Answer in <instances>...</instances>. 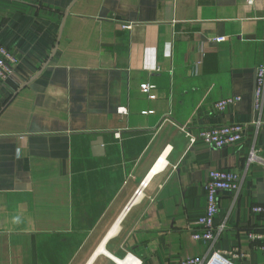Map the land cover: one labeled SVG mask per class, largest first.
I'll return each instance as SVG.
<instances>
[{
    "label": "crops",
    "instance_id": "0c3cea01",
    "mask_svg": "<svg viewBox=\"0 0 264 264\" xmlns=\"http://www.w3.org/2000/svg\"><path fill=\"white\" fill-rule=\"evenodd\" d=\"M0 46L17 61L0 80V264H180L213 251L264 264L248 238L264 232L251 212L264 206V97L253 109L264 0H0ZM224 124L244 126L242 139L198 138ZM253 147L261 161L247 166ZM212 170L236 172L241 189L219 194L210 248L192 233Z\"/></svg>",
    "mask_w": 264,
    "mask_h": 264
},
{
    "label": "built area",
    "instance_id": "2783aa9c",
    "mask_svg": "<svg viewBox=\"0 0 264 264\" xmlns=\"http://www.w3.org/2000/svg\"><path fill=\"white\" fill-rule=\"evenodd\" d=\"M224 38H215L217 43L223 42ZM16 58L10 53L8 49L0 46V80H6L13 74V69L16 66ZM141 90L145 93L148 92L149 86H141ZM264 97V65H260L256 68L255 73V86L253 92V109L257 113H261ZM239 101V98H226L219 100L214 104L216 111L222 112L227 106L233 105ZM119 114H125L126 110L123 108L118 111ZM244 126L240 124H224L220 126H214L211 128L203 129L199 132L198 138L206 145L220 149L224 146L234 144L240 141L244 134ZM184 135L188 138L190 145L194 144L196 138L192 136L186 127L181 128ZM261 161L257 156L255 148H251L246 158V165ZM164 160L157 159L152 174L158 172L161 169V164ZM155 164V165H156ZM160 167H159V166ZM166 164L163 163V167ZM146 180H143L137 190L134 193L133 198L129 202L131 204L134 198L136 201L141 197L142 191L146 186ZM241 189L240 176L232 170H212L208 173L207 180L204 184V190L206 194V208L204 214L198 219L195 228L192 233V238L197 241H202L212 245L216 241L219 233L222 231L223 226L216 227L214 225L215 218L218 214V196L221 192H229L237 199ZM128 204V206H129ZM128 206L124 209V212L128 210ZM251 212L257 215H264V206H253ZM248 238L251 242L262 243L259 248L264 250V232L249 231ZM238 251V250H236ZM235 252V251H234ZM247 255L238 253L239 259H244ZM180 264H235L229 259H226L223 255L217 252H211L208 257H190L183 260Z\"/></svg>",
    "mask_w": 264,
    "mask_h": 264
},
{
    "label": "bare ground",
    "instance_id": "6f19581e",
    "mask_svg": "<svg viewBox=\"0 0 264 264\" xmlns=\"http://www.w3.org/2000/svg\"><path fill=\"white\" fill-rule=\"evenodd\" d=\"M102 252V251H101ZM103 254L105 255L106 252L104 251ZM110 259L115 263V264H127L128 260L125 261L124 259H115L114 257H110ZM135 261V260H134ZM135 264H137V262L135 261Z\"/></svg>",
    "mask_w": 264,
    "mask_h": 264
},
{
    "label": "water",
    "instance_id": "95a60500",
    "mask_svg": "<svg viewBox=\"0 0 264 264\" xmlns=\"http://www.w3.org/2000/svg\"><path fill=\"white\" fill-rule=\"evenodd\" d=\"M95 145H101V142L96 140ZM95 151L99 153L101 150L99 148H95Z\"/></svg>",
    "mask_w": 264,
    "mask_h": 264
}]
</instances>
